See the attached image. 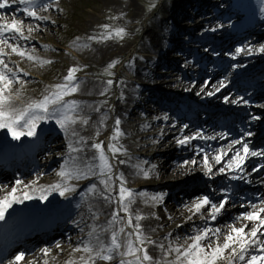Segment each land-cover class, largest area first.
<instances>
[{
	"label": "rangeland",
	"instance_id": "1",
	"mask_svg": "<svg viewBox=\"0 0 264 264\" xmlns=\"http://www.w3.org/2000/svg\"><path fill=\"white\" fill-rule=\"evenodd\" d=\"M202 2L209 4L207 10L204 13H197L193 8L198 7V4L200 5ZM57 4L54 10L46 11V15L54 23L48 25V29L45 31L35 32L42 38H36V42L33 43H26L29 50L32 48L38 50L35 53L41 54L39 55V57L42 56L41 60H51L53 63L42 66L39 63L10 55L14 69L16 70L18 66L19 70L23 69L29 74L21 77L26 83L20 91V99L16 101L23 103L24 100L29 103L32 100L42 99L43 95L48 94L54 85L63 82L70 68L82 69V65L88 63L90 67L87 73L82 74L81 72L84 71L82 69L76 76L78 81H82L80 91L86 83L90 88L89 93L92 94L84 95L78 91L66 99L76 98L77 101L90 104L107 100L108 103L101 109V113L108 108L113 109L105 125L100 128L98 137L95 136V132L99 127L100 113L91 112V120L83 129L80 125L76 126L78 130H81V135L88 139L89 145L95 138L97 142L104 143L107 152V145L114 131V121L119 117L121 119L120 128L124 135L117 141V144L122 145L125 149L134 150L131 154L133 155L131 164L146 161L147 163L144 165L152 167L155 162H164L163 157L165 156L173 158L170 154L173 150L171 151L170 148L175 144L177 138L175 132L186 129L185 125L188 128L192 127L193 135L203 132L205 135L219 137L221 131L229 134V140L218 138L207 142L192 141L194 150L201 149L211 154L215 149L226 146L236 138L244 139L256 151L264 148V141L259 143V138L263 136L264 132V123H262L264 121V53L258 51H253L252 55L246 54V51L240 54L235 53L236 48L255 50L264 45V20H259L252 14L259 9L256 0H116L114 4H108L103 0H73L71 4L66 3L65 0H58ZM153 4L155 7H152ZM17 8L20 6L14 5L13 8L0 10V15L8 18L14 17L12 15ZM21 13L17 18L21 17ZM128 18L132 19L131 23L128 22ZM2 22L0 21V23ZM24 22L36 24L35 20ZM103 25H108L112 30L124 28L126 35L123 39L114 37L102 42L89 41L87 38L90 36H96L98 40L101 38L104 33ZM212 28L217 30L211 31ZM190 32L194 33L190 34ZM78 38L79 44L77 43ZM84 43L88 44L87 48L79 46ZM39 45H47L49 49H55V51H45L43 47L39 48ZM173 46H178L179 51H170V54L164 56L166 60L156 54L158 48L167 52ZM121 48H127V51L111 69L113 75H105L106 60L111 58L110 54L113 49ZM152 49L156 50L151 52ZM5 50L9 49L5 48ZM233 55H236V59H232ZM157 61H159L158 65L155 64ZM167 61H176V65L170 69L171 72L165 74V68L159 65L161 62L166 63ZM129 64L137 69L136 72L129 69ZM123 76L130 85L120 83L123 81ZM108 79L113 80V86L106 96H100L99 93L106 87ZM187 81L198 84L197 90L207 83L208 87L205 89L207 92L217 87L220 81H225L228 87L222 89L215 96L199 97L194 93L188 97L180 91L183 88L182 84ZM210 83L211 85H209ZM161 86L165 89L164 95L168 99L163 103L169 108H166L167 111L162 108L160 113L175 119V122L178 120L180 123H175L177 125L171 129L170 135H164L166 146L158 148L157 144L161 141L163 124L159 115L152 108L147 109L145 117L143 113L139 116L134 115V121H131L130 124L125 123L124 116L117 110L121 104L118 99L121 93L123 95L127 93L133 97L140 94L145 100L150 98L154 91L161 93V90L158 89ZM19 87L20 85H14L13 92L15 93ZM226 96L234 99L244 96L248 103L224 104L223 99ZM154 97L156 96L151 98L154 99ZM182 99H188L190 103L187 104L185 101H181ZM128 104L130 109H134L136 106L134 102H128ZM148 106L150 107L151 104L148 103ZM84 112L88 114L90 109L85 108ZM252 116H259L261 119L253 121ZM211 124L214 126L213 130L210 128ZM204 129L207 131L205 132ZM248 133H252L250 138ZM62 135L63 133L54 122L41 124L35 138L22 137L19 141L12 140L6 130L0 132L1 198L16 186L17 180L23 182L19 186L20 190L17 195H21L25 191L32 192L33 188L40 195L39 189L48 188L60 182L61 178L56 173L59 171L60 165L64 163L67 153V141H63L64 135ZM154 140L158 142L154 143ZM167 146L169 147L167 148ZM169 151L170 153H168ZM93 154L91 151L87 152L89 157ZM177 155L174 158L175 165L181 167L186 159L194 158L201 161V157L198 155H187L183 158L181 154ZM109 156H111L110 153ZM119 159L127 160L125 156L118 155L111 162L115 165L117 174L121 172L124 174L127 181L126 187L134 191L145 192L149 197L163 194L161 203L171 204L173 201L184 200L183 205L186 202L189 204L196 196L203 195L210 189L237 183L222 178L209 180L203 175V171H195L199 167L193 168L191 174L183 175L179 179L174 177L176 167L173 170L169 168L165 179L154 183L151 182L152 173L147 179L142 175L137 176L134 168L119 165L117 162ZM261 163H264V160L255 158L250 160L246 168L251 172L249 179L252 183L250 186L245 183L239 184V192L246 198V205L253 201L260 202V199L255 200L254 196L264 199V169L259 173L251 171L253 165L258 166ZM148 167L144 168L150 169ZM94 180L95 178L70 181L71 185L77 188V193L67 194L68 199L53 192L46 201L26 200L16 210L8 211L4 220L0 221V242L4 240V242L30 245V250L42 255L39 259H34L33 264H43L45 259L48 264H62L64 255L72 249L59 241V236H51V231L60 230V233L68 234L72 229L77 228V224L73 223V221H77L75 218L77 211L81 216L87 215L88 224L92 223L87 209L89 204L95 203V201L85 198L82 202L80 193L85 192L86 186L93 183ZM216 181V185H213ZM25 185L33 187L26 188ZM180 193H184L185 196ZM115 195L117 193L113 192V196ZM78 203L81 204L79 208L76 207ZM161 203L153 206L151 202L146 204L142 199L137 198L133 205L134 212L138 211L146 217L140 223L149 236L151 234L147 232V228L155 223L157 217L155 213L162 216ZM97 206L102 212L97 223H106L110 218L108 213L115 205L106 207L101 202ZM231 209L229 212L233 213L229 216H235L246 210L238 206ZM229 216L219 218L217 223L223 219L225 223L231 222ZM181 220L166 222L162 226L164 231L162 238L165 239L168 232L176 229L177 224L183 226L178 223ZM88 231L89 228L85 230L86 233ZM70 234L73 237L81 236L80 232ZM86 238L87 236L83 237V239ZM57 243L60 244V249L56 248ZM75 246L77 247V245ZM43 248L56 249V255L44 257L40 251ZM82 255L85 254L76 253L78 261ZM32 258L34 257L29 259ZM170 259H174V255ZM98 264H105V262L100 261Z\"/></svg>",
	"mask_w": 264,
	"mask_h": 264
},
{
	"label": "snow or ice",
	"instance_id": "2",
	"mask_svg": "<svg viewBox=\"0 0 264 264\" xmlns=\"http://www.w3.org/2000/svg\"><path fill=\"white\" fill-rule=\"evenodd\" d=\"M57 3L58 0H0V10L19 5L20 11L25 17L35 21H44L48 17L39 13L48 11ZM152 7H155V4ZM261 12L264 13V0H261ZM0 21H3L0 23V45H2L0 47V130H6L12 140L19 141L22 137L35 138L41 124L54 122L67 141L64 163L60 165V169L56 173L61 178L60 182L48 188L39 189L41 194L37 197L34 195L36 191L34 188L32 192L25 191L21 195H17L20 190L19 186L23 183L17 180L16 186L12 187L7 195L0 198V221L4 220L7 210L13 204H23L26 200L32 199L46 201L53 192L68 199L67 194L77 193V188L71 185L70 181L95 178L93 183L86 186V191L80 193L82 202L85 198L95 201V203H90L87 209L92 223L87 225L89 228L86 233L87 238L78 240L77 247L72 249L74 253H84L85 255L80 256L79 261L69 260L67 264H98L100 261L105 264H264V199L257 198L260 199L259 203L253 201L246 205V198L239 192L240 183H252L249 179L251 172L246 168V165L254 158L264 160V148L256 151L244 139L236 138L226 146L215 149L211 154L196 149L195 154L201 157V162L198 163L194 158L186 159L183 161L184 167L188 165L193 168L200 167L203 175L209 180L222 178L237 183L210 189L203 195L196 196L190 205L185 204L186 210L190 213L187 221H192L194 216H198L203 222V226L190 225V231L184 236L169 233L165 237L169 241L167 245L153 240L146 234L140 223L146 217L138 211L134 212L133 205L137 198H140L146 204L151 202L155 206L163 201V194L149 197L145 192L134 191L126 187L127 181L124 174L122 172L117 174L115 165L111 161L118 155L127 157V160L119 159L118 164L134 168L135 175H142L145 179L149 178L155 166L146 170L143 166L144 163H147L146 161L130 163L132 157L128 155L127 149L117 144V141L124 135L120 128L121 119L119 117L114 121V131L107 145V152L103 142H97L93 138L89 145L88 139L81 135V130H78L76 126L80 125L81 129L87 126L91 120V112L100 113L99 127L95 132V136L98 137L100 128L105 125L113 111L112 108H108L101 113V109L108 103L107 100L90 104L66 99L80 91L82 81L77 80L76 74L82 71L81 68H70L63 82L54 85L48 94L43 95L42 99L32 100L25 106H16L15 101L20 99V91L26 83L21 77L29 74L21 72L18 66L14 70L6 62V58L15 55L42 66L51 64L53 61L41 60L34 54L35 48L29 50L21 44V41L31 40V34L34 31H39L38 25L29 24L26 26L24 20L17 17H12L9 22V18L3 15H0ZM102 27L104 33L99 40L96 36H90L87 39L102 42L114 37L123 39L126 35L124 28L112 30L108 25ZM210 30L216 31L217 29ZM77 43L79 44V38ZM79 46L87 48L88 44L84 43ZM42 47L45 51H55V49H49L47 45ZM5 48L9 49L10 53ZM245 51L248 55H252L253 51L264 53V45L255 50L252 48L235 49L236 54ZM232 59H236V55H233ZM118 62L113 61L108 64L104 74L112 76L111 69ZM128 67L131 69L133 65L129 64ZM120 83L123 84L124 81H120ZM14 85H20L15 93L13 92ZM112 86L113 80L108 79L106 87L100 91L99 95L106 96ZM207 87L208 84L205 83L196 95H201ZM227 87L228 84L225 81H220L217 87L207 92V96H215ZM91 94L89 93V95ZM118 99L123 102V93ZM242 102L248 103L244 96H240L238 99L226 96L223 99L224 104L240 105ZM85 108L90 109L88 114H85ZM162 119L168 121L169 116L165 115ZM251 119L256 121L261 117L252 116ZM172 127L175 128L176 125L173 124ZM184 127L187 128V125ZM247 135L250 138L252 133ZM218 138L229 140V134L221 131L217 137L199 132L191 136H178L175 142L179 147L187 148L195 140L207 142ZM153 142L157 143L158 141L154 140ZM89 151L94 153L91 157L87 155ZM262 169H264V163L258 166L253 165L251 171L259 173ZM25 187L32 188L33 186L25 185ZM113 192H116L117 195L113 196ZM101 202L106 207L115 205L108 213L110 218L103 224L97 223L102 215L97 206ZM237 206L246 210L235 216H229V208ZM76 207H81V204L78 203ZM224 216H229L231 220L225 224L224 229L208 226L209 221H217ZM156 218L159 219V217ZM168 219L171 220L172 217L169 216ZM82 222H84L83 218L81 221H73L77 227ZM176 227L180 229L182 225L177 224ZM79 230L81 233L85 231L83 227H80ZM151 231H155V229H151ZM55 246L60 249L59 243ZM149 246L159 251L160 259H156L154 255L150 254ZM40 251L44 257H48L50 252L48 248H43ZM173 254L174 259H169ZM23 255V253L17 254L15 261L19 262ZM43 264H48L47 259L43 261Z\"/></svg>",
	"mask_w": 264,
	"mask_h": 264
},
{
	"label": "bare ground",
	"instance_id": "3",
	"mask_svg": "<svg viewBox=\"0 0 264 264\" xmlns=\"http://www.w3.org/2000/svg\"><path fill=\"white\" fill-rule=\"evenodd\" d=\"M103 1H105L108 4H114L116 0H103ZM65 2L71 4V3H73V0H65ZM256 3L258 4V8L259 9L256 12L252 13V14L255 16V18H259V20H264V13L261 12V0H256ZM57 5L58 4H54L53 7L50 8L49 10H54L57 7ZM208 5L209 4L207 2H205V3L202 2V3H200V5L198 4V7H194L193 10L194 11L196 10L197 13H204L205 10H207ZM20 12H21L20 11V8H17L13 12V15L12 16L17 17L18 14H20ZM39 14L42 15V16L48 17L46 15V12H40ZM11 18H9V20H11ZM20 19H22L24 21L31 20L30 18L25 17L22 13H21ZM35 22H36L35 25H34V22H31L32 24L31 23L30 24L32 26H37L38 25L39 26V30L45 31V30L48 29V25L50 26V24L53 22V20H50L48 18L47 20H44V21H35ZM128 22L131 23L132 22V19L131 18H128ZM25 25L27 26L29 24L25 23ZM35 32L38 33V31H34L31 34V40L28 41L29 43L36 42V40H37L36 38H39V39L42 38L40 36H37ZM184 33L187 34L186 31H184ZM193 33L194 32H190V34H193ZM187 35H189V34H187ZM11 42L14 43L15 41H11ZM26 43L27 42H25V41H21V44L23 46H25V47L28 45ZM1 47H2V45H1ZM38 47L39 48H42V46H40V45ZM155 50L156 49H152L151 52H153ZM7 51L10 53V50H7ZM126 51H127V48H121L119 50L113 49V52L110 54L111 55V58H109V59L106 60L107 65L110 64L113 61H119L122 58V56H124V54L126 53ZM156 51L158 52L156 54L159 55V57H162L164 59V56L168 55V53L170 54V51L171 52L179 51V47L178 46H176V47L173 46L172 49H169L168 50L169 52L168 51L165 52V51L161 50L160 48H158ZM36 52H38V50H36ZM35 55H38L39 56L41 54L40 53H35ZM137 57H140V56L137 55ZM41 58H42V56H40V59ZM164 60H166V59H164ZM6 62L9 63V66L10 67H13L11 56H10V58H6ZM155 64L158 65L159 64V61L155 62ZM175 65H176V61L175 62L174 61H167L166 63L165 62H161L159 66L164 67L165 70H166L164 72H165V74H167V72H169L170 69L174 68ZM89 67L90 66H89L88 63L87 64H83L82 65V69L84 71L81 72V73L82 74H86L87 73V70L89 69ZM131 70L133 72H136L137 69H135L134 67H132ZM21 72H24V70L21 69ZM159 77H161V76H159ZM122 80L124 81V83H123L124 85L125 84H129L128 81L125 79L124 76L122 77ZM209 85H211V83ZM182 87L183 88H181L182 90L180 89V91H182L183 94L186 95V96H188V97H190V95H192V94L197 93V92L200 91V90H197L198 84H196V83L195 84H192L189 81H187V83L182 84ZM158 89L161 90V93L158 92V91H154V93H151L150 98L148 97L145 100L143 99V96L140 95V94L137 97L130 96L127 93L124 94L123 95L124 96V100H123V102L120 101L121 104L119 105L117 112L118 113H121L124 116L125 123L130 124L131 121H134V117H133L134 115H138L139 116L141 113H143L144 114L143 116L145 117L146 116L145 113L147 114V112H148L147 109H149V108L151 109L152 108V110L155 111L159 115V119L162 120V124H163V126H162V133L163 134L161 135V141L157 144V147L158 148H161L163 146H166V144H165L166 142H165L164 135H170L172 133V131H171V129L173 128L172 125L175 124L176 122H178V124H179L180 121L176 120V122H175V119H173L171 117H169V120L168 121H164L162 119L165 116V115H163V114L160 113L161 110H162V108L163 109L169 108L168 106H166L163 103V101L168 100V99H166V97L164 95L165 89L162 88V86L159 87ZM13 90H14V88H13ZM80 92H81V94H84V95L87 94V93H89L90 92L89 85H86V83H85L84 84V87L81 88V91ZM206 93H207V91L205 90L203 93H201V95H199V97H201V96L204 97V95H207ZM152 96H156V97H154V99H153V98H151ZM167 98H169V97H167ZM74 100H76V98ZM141 100H144V101H141ZM22 102L23 103L18 102V101H15V104H16V106L19 107V106H25L28 103V102H25L24 100ZM128 102H134V103H136L135 104L136 105L135 108L134 109H130ZM148 103L151 104L150 107L148 106ZM166 111H167V109H166ZM175 125H177V124H175ZM212 127L214 128V126L211 124L210 125L211 130H213ZM204 131L206 132L207 130L204 129ZM0 132H3V130H0ZM191 132H192V127H189V128L187 127L186 129H182V130H180L178 132H175V133L177 134V137H178V136H182V135H186V134H188V136H191V135H193ZM162 137H164V138H162ZM63 139H64L63 141L66 142V140H65L64 137H63ZM263 141H264V137L261 140H259V143H262ZM168 147L169 146H167V148ZM193 148H194L193 145H191V146H189L187 148H181L175 142V144L170 148L171 151L173 150L172 153H170V151L168 152V153L171 154V156H173V158H166L167 156H165V157H163L165 159L164 162H162V163L155 162V163L152 164V166L153 165L155 166V169H154V171L151 172L152 173V175H151L152 181L151 182L156 183V182L163 181L165 179V175L167 174L169 168H171L173 170L174 167H176L175 174H174L175 175L174 176L175 179H179L183 175L191 174V171L193 169V167L191 165H188L187 167H184V166L181 167L180 165H175L176 164V161H175L174 158H176V156H178L177 155L178 153L181 154V157L182 158H183V156H187V155H196L195 154V150ZM133 151L134 150L127 149L128 155L132 157L133 155H131V154L133 153ZM126 159H127V157H126ZM199 162H201V161H198V163ZM144 167L147 168L148 166L147 165H144ZM148 168H152V167H148ZM195 171L196 172H199V171H202V169L199 167ZM180 172H182V174H180ZM44 179H46V178H44ZM216 183H217V181L213 185H216ZM245 184L247 186H250V184H248V183H245ZM257 192H259V191L257 190ZM183 194L184 193H182L181 195H183ZM259 194H262V193H259ZM34 195L38 197L39 196V193L38 192H35ZM1 196H2V194H0V198H1ZM183 196H185V195H183ZM258 197L259 196H254L253 198L255 200H259V199H256ZM260 199H261V197H260ZM38 201H40V200L38 199ZM183 203H184V200H179V201H175V202L173 201V203L171 202V204H168V203H161L160 204V207H161V210H162V216L160 217L159 214L155 213V215L157 217H159V219L155 218V223H153V225H151V226H149L147 228L148 229L147 232L149 234H151L150 235L151 239L158 240V241H160V242H162V243H164L166 245L168 244L169 241L167 239L162 238V236L164 235V231H163V227L162 226L166 222L169 221L168 220V217L169 216L172 217L171 220L174 221V222L178 221L179 219H182L181 222H178V223L183 224V226L180 229H178V228L173 229L172 231L168 232V234L169 233H173L174 235L184 236L186 233H188L190 231V225H193V226H203V222L199 219L198 216H194L193 219H192V221H187V217L190 215V213L186 210L185 205H183ZM20 205L21 204H13L12 207L7 210V212L8 211H11V210H16ZM189 205H190V203H189ZM229 209H230V211L232 210L231 208H229ZM232 213L233 212H229V214H232ZM75 218H76L77 221H81L82 218H83V221L84 222L80 223V227H83L85 230L88 229V227H87V225H88L87 215L81 216L78 213V211H77ZM225 224L226 223H225V220L224 219L221 220L219 223H217V221H209L208 222V226L209 227H220L221 229H224L225 228ZM222 225H223V227H222ZM237 226H239V225L237 224ZM151 229H155V231H151ZM73 232H80V230L77 227V228L72 229L68 234H63V235H60L59 236L60 237L59 240L62 241L63 243H65L68 247L70 246V249L75 248L76 247L75 245H77V241L80 240V239H83V237L86 236L85 235L86 232L84 231V233H81L80 232V235L81 236H74L73 237L70 234V233H73ZM181 242H183V241H181ZM56 252H57L56 249H53V250L50 249L49 256H51V255L52 256H55L56 255ZM23 254H24L23 255V258L19 262H16L15 261V257H14V258L10 259L9 261L5 262L4 264H10V262H11V264H28V263L29 264H33V260L36 259V258L39 259L40 255H41L39 252H31L29 254V253H26L25 250H23ZM150 254L154 255V258L160 259L161 254L159 253L158 250H156V249H154L152 247H151ZM172 256H170L169 259ZM30 257H34V258H32L30 260L29 259ZM69 260L78 261L77 258H76V253H74L72 250L67 251V253L64 255V258L62 259V264L63 263L67 264V262ZM59 263H60V261H59Z\"/></svg>",
	"mask_w": 264,
	"mask_h": 264
}]
</instances>
